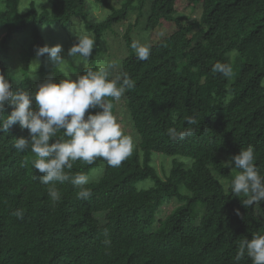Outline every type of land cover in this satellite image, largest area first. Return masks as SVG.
<instances>
[{
    "label": "trees",
    "instance_id": "trees-1",
    "mask_svg": "<svg viewBox=\"0 0 264 264\" xmlns=\"http://www.w3.org/2000/svg\"><path fill=\"white\" fill-rule=\"evenodd\" d=\"M24 1L0 0V74L14 92L34 93L48 79L70 75L47 54L36 55L48 46L45 26L82 22L96 41L86 65L93 70L100 41L130 12L144 17L148 29L169 30L151 42L143 61L127 33L121 79L134 82L124 96L138 147L119 167L97 158L65 169L88 175L104 164L102 175L84 186L88 199H79L80 188L69 180L54 183L60 195L54 202L48 194L53 185L40 182L30 147H13L16 138L30 140L29 131L17 123L0 132V264H252L247 255L239 262L234 257L240 241L264 234L257 211L264 202L245 206L246 197L233 195L231 183L240 170L226 162L251 146L264 176V0H185L192 10L201 8L197 19L177 9L184 0H29L22 10ZM97 4L106 13L92 23L88 11ZM217 62L230 64V78L213 73ZM76 68L73 79L85 74V66ZM106 99L115 115L116 100ZM11 111L6 106L5 119ZM189 117L194 124L186 123ZM169 128L193 131L173 141ZM60 138L67 139L63 130L53 139ZM156 154L170 160L162 174ZM172 200L178 206L165 213L162 205ZM198 203L203 206L197 221L192 211ZM17 210L22 219L13 215Z\"/></svg>",
    "mask_w": 264,
    "mask_h": 264
},
{
    "label": "clouds",
    "instance_id": "clouds-1",
    "mask_svg": "<svg viewBox=\"0 0 264 264\" xmlns=\"http://www.w3.org/2000/svg\"><path fill=\"white\" fill-rule=\"evenodd\" d=\"M95 43L91 34L78 35V42L68 50V56L87 60L92 55ZM131 48L141 61L147 60L151 54L148 43L133 40ZM62 50L63 46L59 44L51 47L45 45L37 49L36 55L47 54L56 65H62L65 62L61 56ZM235 53L236 50H232L227 55L231 57ZM115 67L112 62L100 64L96 70L85 66L84 75H77L76 79L68 75L58 82L48 79L37 85L34 93L12 91L9 80L0 74V132H8L17 123L21 129L29 131L31 139L16 138L13 147L20 152L30 147L37 157L32 160V166L42 174L39 176L40 182L53 185L48 188V194L54 202L60 198L55 182L70 180L80 188L77 193L79 199H88L91 195L90 190L84 187L89 183V176L83 173L70 175L65 171L72 169L73 162L80 160L91 165L97 158H102L109 167H119L133 150L132 137L122 132L112 111L113 104L106 99L119 100L127 89L134 87V82L126 75L122 79L110 78L111 70ZM212 71L225 78L232 76V68L227 63H215ZM6 106H11L12 111L5 119ZM97 107L102 111L95 114L88 112L90 108ZM186 123L191 125L195 120L189 117ZM61 130L67 139H53ZM192 131L191 128H169L168 134L170 139L176 141L183 140ZM254 159V149L249 146L226 162L228 167L240 170L232 180L231 191L234 196L246 197L242 200L245 206L264 200V176L260 175ZM13 215L23 218L20 210ZM245 255L252 264H264V234L253 233L251 239L240 241L234 259L239 262Z\"/></svg>",
    "mask_w": 264,
    "mask_h": 264
},
{
    "label": "rangeland",
    "instance_id": "rangeland-1",
    "mask_svg": "<svg viewBox=\"0 0 264 264\" xmlns=\"http://www.w3.org/2000/svg\"><path fill=\"white\" fill-rule=\"evenodd\" d=\"M47 0H36V3H44ZM93 4V1L90 0ZM28 1H24L23 6L21 7L22 10H24L26 7H28ZM97 8L95 10L89 9V20L92 23H97L99 19L104 18V14L106 11H103L102 6L96 5ZM177 9L179 11H182L184 14H186L187 17L190 19H197L200 16L201 8L196 7L194 10L191 9V7H188L187 1H181L177 4ZM138 20L140 23L138 24ZM78 20H75L67 25L59 24V25H51V26H45L43 27V33L45 36V39L47 41V44L49 47L55 46L57 44L63 46V50L61 52V56L64 57L65 62L64 66L68 68V72L71 76L75 75V71L77 72L79 67L86 66L89 62V59L84 60L81 57H70L68 56V50L78 42V35L83 34H91L93 36L92 32H89L85 25L81 22H77ZM145 18L139 17V14L137 11H132L126 17L122 22L119 24H116L114 29L115 32L107 31L104 38L100 41V45L102 46V52L97 55V66L100 64H107L108 62H112L116 65V67L111 70V78L120 77L122 76V65L120 64V60L125 58L129 53V47H128V38L127 33L129 31V36L132 37L133 40L140 41L141 43H148L151 45V42L155 40H159L162 37H164L169 28L165 26H158L156 29H148L146 28L145 24ZM128 36V37H129ZM20 50V47H16L13 51L15 54H18V51ZM17 59V57H15ZM70 62V63H69ZM67 63V64H66ZM76 65V66H74ZM17 64V63H15ZM68 65V66H67ZM74 67H73V66ZM115 105V116L118 120V123L121 126L122 132L125 135H129L132 137L134 146L138 147V137L135 134V130L133 128L132 119L127 109L126 99L124 94L121 96L119 100H116ZM157 153V152H156ZM157 155V154H156ZM169 158L157 155L155 157V164L157 168L160 171V174H162V164L169 165ZM104 170V164H101V166L97 167L96 169L92 170L87 176H89V181L92 179H98ZM151 181V180H150ZM147 182V181H146ZM149 182V181H148ZM142 182H139L138 185H142ZM264 202V200H263ZM165 202L162 205V209L165 210V213H168L171 210H174L178 205H176V201L172 200L171 203L167 204ZM202 203H198L197 207L192 211L193 218L198 221L200 214L202 213ZM257 211L259 215L264 217V203L261 205L260 203L257 205Z\"/></svg>",
    "mask_w": 264,
    "mask_h": 264
}]
</instances>
